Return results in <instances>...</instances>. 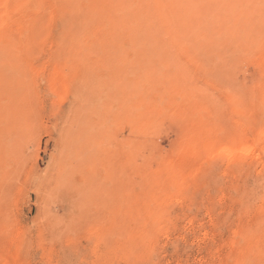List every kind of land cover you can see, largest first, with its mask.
I'll use <instances>...</instances> for the list:
<instances>
[{
    "label": "rangeland",
    "instance_id": "374dc122",
    "mask_svg": "<svg viewBox=\"0 0 264 264\" xmlns=\"http://www.w3.org/2000/svg\"><path fill=\"white\" fill-rule=\"evenodd\" d=\"M262 1L0 0V264H264Z\"/></svg>",
    "mask_w": 264,
    "mask_h": 264
},
{
    "label": "bare ground",
    "instance_id": "6f19581e",
    "mask_svg": "<svg viewBox=\"0 0 264 264\" xmlns=\"http://www.w3.org/2000/svg\"><path fill=\"white\" fill-rule=\"evenodd\" d=\"M222 1H224V0H222ZM262 2H264V1H262ZM262 2H261V3H262ZM254 4H255V3H254ZM248 5H249V4H248ZM260 5H261V4H260ZM237 8H238V7H237ZM236 10H237V9H236ZM261 11H262V10H261ZM248 12H250V11H248ZM243 15H244V14H243ZM227 16H228V15H227ZM229 21H230V20H229ZM237 21H238V20H237ZM223 25H224V24H223ZM164 26H165V25H164ZM164 26H163V27H164ZM256 27H257V26H256ZM256 67H257V66H256ZM263 67H264V66H263ZM251 68H252V67H251ZM56 77L59 78V76H56ZM56 80H57V79H56ZM246 87H247V85H246ZM159 102H160V101H159ZM161 105H162V104H161ZM77 112H78V111H77ZM130 123H131V122H130ZM249 127H250V126H249ZM250 128H251V127H250ZM232 129H233V128H232ZM241 130H242V129H241ZM244 130H245V128H244ZM244 130H243V131H244ZM241 132H242V131H241ZM263 135H264V134H263ZM250 138H251V137H250ZM246 139H247V138H246ZM263 139H264V138H263ZM262 142H264V141H262ZM248 144H249V143H248ZM253 144H255V142H253ZM250 146H251V145H250ZM252 146H253V145H252ZM248 148H249V147H248ZM252 148H254V147H252ZM241 151H242V150H241ZM248 151H249V150H248ZM250 151H252V149H250ZM222 152H223V150H222ZM227 152H228V151H227ZM242 152H243V151H242ZM245 152H246V151H245ZM224 153H225V152H224ZM250 153H254V152H250ZM239 154H240V153H239ZM241 154H242V153H241ZM241 154H240V155H241ZM247 154H248V152H247ZM247 154H246V155H247ZM232 155H233V154H232ZM252 155H253V154H252ZM223 156H224V154H223ZM227 156H228V155H227ZM243 156H244V155H243ZM246 157H247V156H246ZM258 157H259V156H258ZM65 173H66V172H65Z\"/></svg>",
    "mask_w": 264,
    "mask_h": 264
}]
</instances>
